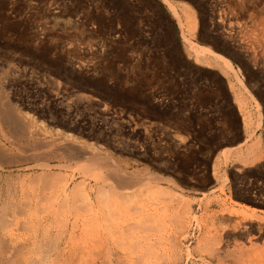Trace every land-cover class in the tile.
Instances as JSON below:
<instances>
[{"label":"rangeland","instance_id":"374dc122","mask_svg":"<svg viewBox=\"0 0 264 264\" xmlns=\"http://www.w3.org/2000/svg\"><path fill=\"white\" fill-rule=\"evenodd\" d=\"M186 41L223 58L189 53ZM1 89L19 116L49 129L28 138L0 117L1 204L9 199L20 218L49 223L51 217L57 224L45 230V243L60 238L55 248L47 245L52 251L45 244L21 263L264 264V0H0V96ZM257 138L262 159L244 165L237 154L246 156ZM209 141L221 146L197 151ZM70 143L81 153L68 150ZM85 151L127 173V187L113 193L115 201L97 196L98 186L117 183L110 166L107 177L98 164L92 171L80 156ZM49 173L60 181L52 183ZM81 179L89 181L84 193L90 203L87 194L73 197V184ZM47 196L54 203H46ZM48 205L54 214H45ZM89 212L94 219L100 215L98 222H90ZM23 234L17 241L28 237Z\"/></svg>","mask_w":264,"mask_h":264},{"label":"bare ground","instance_id":"6f19581e","mask_svg":"<svg viewBox=\"0 0 264 264\" xmlns=\"http://www.w3.org/2000/svg\"><path fill=\"white\" fill-rule=\"evenodd\" d=\"M188 10V11H187ZM186 11L189 13V10H190V13H191V22L189 21V23H190V27H192L193 29L194 28H196V19H195V16H194V11L192 12V10L191 9H187ZM179 23V22H178ZM192 29V30H193ZM195 30V29H194ZM184 34H182V36H183ZM187 42V46H185L186 47V50L189 52V53H195L197 56H200L201 58L202 57H204V56H206L205 54L207 53V52H209V53H211V54H213L215 57H217V58H223L222 56H220L219 54H217V53H215V52H213L210 48H207V47H205V46H201V45H198V44H195V43H190V44H188V41H186ZM209 57V56H208ZM198 58V57H197ZM198 60H200V58L198 59ZM201 60H203V59H201ZM205 60H207L206 62H208V59L207 58H205L203 61L205 62ZM216 62V61H215ZM2 91H4L3 89H1V92ZM238 96V95H237ZM239 96H240V94H239ZM10 99V98H9ZM8 99V100H9ZM241 100V99H240ZM12 106H15V105H12ZM9 103H8V101H7V95H5V93L4 92H2V95L0 96V117H2V120L6 123V122H8V123H10L9 121H12L13 122V124H10V126L11 125H13V126H15L14 128L16 129V130H19L18 131V134L20 135V132H22V133H25V134H28V135H30V136H28V138L29 137H31V136H42L43 134H44V132L46 131H48L49 129H47L46 130V127H45V130H44V128H43V125L42 124H36V122H34V120L33 121H29L30 120V118L27 120V118H25V117H22V116H19L18 114H20L16 109H18V108H14V107H12ZM20 111V110H19ZM22 112V111H21ZM18 113V114H17ZM21 114H23V113H21ZM20 114V115H21ZM26 115H28V113L26 114ZM27 117V116H26ZM250 121V120H249ZM0 122H1V119H0ZM245 122H246V119H245ZM251 122V121H250ZM2 123V122H1ZM4 123V124H5ZM259 123V122H258ZM3 124V125H4ZM246 124H247V122H246ZM249 124V123H248ZM39 125H42V126H39ZM13 126H12V128H13ZM3 127V126H2ZM251 127V126H250ZM9 130V129H8ZM14 130V129H13ZM15 131V130H14ZM53 131V130H52ZM6 132V131H5ZM16 132V131H15ZM13 133V132H12ZM9 134V133H8ZM23 135V134H22ZM47 135V134H46ZM251 135V134H250ZM21 136V135H20ZM19 136V137H20ZM27 136V135H26ZM50 136V135H49ZM54 137H55V135H53ZM252 136V135H251ZM14 137V136H13ZM18 138V137H17ZM16 138V139H17ZM33 138V137H32ZM50 138V137H49ZM56 138V137H55ZM34 139V138H33ZM40 139V138H39ZM43 139V138H42ZM46 139V138H45ZM58 139V138H57ZM56 139V141H58ZM81 139V138H80ZM17 140H19V139H17ZM22 140V139H21ZM46 141V140H45ZM54 141H55V139H54ZM260 141L261 140H259V138H257V140H255V141H253L254 143H250V145H247V155L245 156H241V154H237V156L238 155H240V156H238L239 157V159L241 160V162H243V164L244 165H254L256 162H258L259 160H261L262 159V155H261V153H262V146H261V143H260ZM40 142V141H39ZM19 143V142H18ZM34 143V142H33ZM52 143V142H51ZM84 143V142H83ZM1 144V143H0ZM40 144V143H39ZM44 144H46V142L44 143ZM49 144V143H48ZM71 144V143H70ZM76 144V143H75ZM2 146H3V144H2ZM28 146V145H27ZM59 146V145H58ZM70 147H68L69 149L68 150H71V151H76V150H78V149H81L80 147H78L77 146V144L76 145H74V144H71V145H69ZM92 146V145H91ZM26 147V146H25ZM41 147V146H40ZM60 147H61V145H60ZM67 147V146H66ZM93 147V146H92ZM238 147V146H237ZM237 147H234V150H235V148H237ZM23 148V147H22ZM34 148V147H33ZM36 148V147H35ZM8 149V148H7ZM27 149V148H26ZM63 149H65V148H63ZM91 149V148H90ZM96 149V148H95ZM94 149V150H95ZM230 149H232V148H225V151L227 152V151H229ZM11 150V149H10ZM55 151H56V149H54ZM67 150V151H68ZM5 151V150H4ZM70 151V152H71ZM79 151V150H78ZM78 151H76V153L78 152ZM231 151V150H230ZM233 151V150H232ZM231 151V152H232ZM236 151V150H235ZM11 152V151H10ZM62 152V151H61ZM66 152V151H65ZM83 152V151H82ZM99 152V151H98ZM230 152V153H231ZM8 153V152H7ZM13 153V152H12ZM39 153V152H38ZM75 153V156L77 155ZM78 153H81V152H78ZM228 153V152H227ZM2 154V153H1ZM4 154V153H3ZM24 154V153H23ZM26 154V153H25ZM58 154V153H57ZM63 154V153H62ZM71 155H72V153H70ZM232 154V153H231ZM244 154V153H243ZM7 155V154H6ZM32 155H33V153H32ZM50 155V154H49ZM68 155V154H67ZM4 156H5V154H4ZM3 156V157H4ZM20 156V155H19ZM61 156V155H60ZM63 156H64V154H63ZM81 157H82V159L84 160V162H86V164L90 167V168H92V171L93 170H95L96 169V165L98 164L99 166H100V168L99 169H101V170H105L106 172H105V175H106V177L108 176V167L110 166V170L112 171L111 172V174H109V176L114 180L115 179V181L117 182H115L116 183V185L114 186V184H113V186L112 185H109V184H106V183H102V185H109V187H108V189L106 188H103L104 186H98V192H97V196H98V198L99 199H101L102 201H106V199H109L110 197H113L112 195H113V193H115V192H118L119 193V191L121 192V190H119L120 188L121 189H123V188H126L127 187V185H126V178H128V176L127 175H125V174H127V173H119V171H116V169L115 170H113V169H111V165H109L108 166V164H109V162H110V160L108 161L107 160V164L105 163V161L106 160H103V158H100L99 156H96V153L94 152V151H85L82 155H80ZM111 156V155H110ZM235 156V155H234ZM2 157V156H1ZM2 157V158H3ZM11 157V156H10ZM104 157H106V156H104ZM113 157V156H112ZM1 158V159H2ZM28 158V157H27ZM36 158H37V156H36ZM52 158H53V156H52ZM58 158H59V156H58ZM115 158V157H114ZM0 159V160H1ZM6 159V158H5ZM65 159V158H64ZM109 159V158H108ZM238 159V158H237ZM12 160V159H11ZM24 160V159H23ZM28 160V159H27ZM26 160V161H27ZM39 160V159H38ZM58 160V159H57ZM81 160V159H80ZM82 160V161H83ZM239 160V161H240ZM62 161V160H61ZM7 162V161H6ZM11 162V161H10ZM47 162V161H46ZM45 162V163H46ZM83 162V163H84ZM2 163V162H1ZM5 163V162H4ZM94 164H96L95 166L96 167H94ZM71 165V164H70ZM86 165V166H87ZM120 165V164H119ZM46 166V165H45ZM1 167V166H0ZM51 167V166H50ZM54 167V166H53ZM3 168V167H2ZM87 168V167H86ZM83 170H85L86 171V169L85 168H83ZM82 170V171H83ZM43 171V170H42ZM85 171H83V172H85ZM87 171H88V169H87ZM86 171V172H87ZM85 172V173H86ZM91 172V171H90ZM95 172V171H94ZM44 173H47V172H44ZM52 173V172H51ZM53 173H55V172H53ZM93 172H91V173H89V174H92ZM97 173V172H96ZM95 173V175H93V176H97V178L98 177H105V175L103 174L104 172H101V173H97L96 174ZM110 173V172H109ZM1 174V173H0ZM48 174V173H47ZM47 174H45V175H47ZM38 175V174H37ZM42 175V174H41ZM44 175V174H43ZM56 175V174H55ZM55 175H50V173H49V180L53 183L54 181H56V179L58 178V177H56ZM59 175L61 176V174L59 173ZM85 175V174H84ZM16 176V175H15ZM34 176H36V175H33V177ZM58 176V175H57ZM59 176V177H60ZM92 176V175H91ZM138 176V175H137ZM136 176V177H137ZM18 176H16V178H17ZM25 177V176H24ZM38 176H36V178H37ZM42 177V176H41ZM63 177V176H62ZM62 177H60V178H62ZM2 178V177H1ZM8 178V177H7ZM11 178V177H10ZM9 178V179H10ZM23 178V177H22ZM46 178V177H45ZM44 178V179H45ZM94 178V177H93ZM38 179V178H37ZM36 179V180H37ZM108 179V178H107ZM39 180V179H38ZM101 180V179H100ZM9 181V180H8ZM32 181V180H31ZM57 181H58V179H57ZM56 181V182H57ZM59 181H60V179H59ZM58 181V182H59ZM103 182L105 181V180H102ZM3 182H5V181H3ZM34 182V181H33ZM45 182V181H44ZM50 182V183H51ZM55 182V183H56ZM75 182V181H74ZM87 182L89 183V181L87 180ZM86 182V180H82L81 179V181L79 182L78 181V183L77 184H73V192H74V194H73V197L75 196V193L76 194H78V195H80V196H82L80 193H84L85 192V184L87 183ZM50 183H49V187H50ZM51 183V184H52ZM68 183H70V182H68ZM114 183V182H113ZM37 184V183H36ZM42 184V183H41ZM46 184H48L47 182H46ZM92 184V183H91ZM111 184V183H110ZM2 185V184H1ZM65 185H67V184H65ZM98 185H100V184H98ZM145 185H148V183L147 184H145ZM7 186V185H6ZM48 186V185H47ZM52 186H55V185H52ZM69 186V185H68ZM87 186H88V184H87ZM89 186H90V184H89ZM148 186H150V184L148 185ZM148 186H146L147 188H148ZM152 186V185H151ZM150 186V187H151ZM153 186H155V185H153ZM90 187H92V186H90ZM89 187V188H90ZM146 187L144 188V189H146ZM8 188V187H7ZM66 189V186L64 187V184H63V189ZM68 188V187H67ZM89 188H88V190H89ZM95 188H96V186H95ZM153 188V187H152ZM159 188V187H158ZM157 188V189H158ZM63 189H61V190H63ZM92 190H94L93 188H91ZM142 189V188H141ZM162 191H163V189H162V187L160 188ZM69 190V189H68ZM86 190H87V188H86ZM96 190V189H95ZM147 190H150V192H151V190H153V189H147ZM159 190V189H158ZM161 190H159V193L160 192H162ZM7 191V190H6ZM9 191V190H8ZM37 191V190H36ZM91 191V190H90ZM139 191V190H138ZM138 191L136 190L134 193H135V195H137V193H138ZM145 191V193H146V190H144ZM144 191H142V194H143V192ZM154 191V190H153ZM155 191H157V190H155ZM165 191L166 190H164L162 193H165ZM38 192V191H37ZM46 191H44V193H43V191L41 192V194L42 195H46L47 193H45ZM89 192V191H88ZM93 192H95V191H93ZM122 192H123V190H122ZM140 192H141V190H140ZM12 193V192H11ZM10 193V194H11ZM70 193V192H69ZM134 193H133V195H134ZM144 193V194H145ZM157 193H158V191H157ZM41 194H39V195H41ZM53 194V193H52ZM57 194V193H56ZM61 194V193H60ZM65 194H67L66 193V191L64 192V195ZM72 194V193H71ZM87 194V193H86ZM85 193H84V195H86ZM117 194V193H116ZM127 194H129V193H127ZM141 194V193H140ZM140 194H139V196H140ZM161 194V193H160ZM166 194V193H165ZM6 195H9L8 193H6ZM35 195H38V194H35ZM48 195V194H47ZM68 195H70V194H68ZM88 195V194H87ZM95 195V194H94ZM121 195V194H120ZM123 195V197L125 198V194H122ZM121 195V196H122ZM125 195V196H124ZM131 195V194H130ZM130 195H129V197H130ZM163 195V194H162ZM171 195V194H170ZM174 195V194H173ZM59 196V195H58ZM79 196V197H80ZM91 196V195H90ZM89 195L87 196L88 197V199H89V197H90ZM93 196V195H92ZM96 196V195H95ZM115 196H119V194H117V195H115ZM138 196V195H137ZM136 196V197H137ZM176 196V195H175ZM3 196H2V191H0V264H23V263H25L26 261H25V259L26 258H24V256H27L28 254L30 255L31 254V256L32 255H34V254H36L37 255V253L39 252V250H40V247H42L43 245H44V247H46L48 244L49 245H52V246H54V243H57L59 240H60V238H58L59 240L57 241V242H54V241H50V243L48 242V244H46L45 242V238H47L46 236H47V234H48V232H50L49 230H50V228H49V226H52V222H51V217H50V215H49V217L51 218H48L47 217V220H50V221H48L49 223H45L44 222V219H33V216L32 217H24V218H20V216L18 217L15 213H16V211H15V208H17V205H16V207L15 206H13L14 205V203H13V205H11L8 201H10L7 197V199H8V201H7V203L6 202H4L3 201V203H6L5 205L2 203L1 204V198H2ZM10 197V196H9ZM12 197V196H11ZM41 197V196H40ZM53 197H54V195H53ZM65 197H67L66 195H65ZM72 197V196H71ZM75 197H77V196H75ZM128 197V196H127ZM135 197V196H134ZM135 197V198H136ZM140 197H142V195L140 196ZM159 197H161V196H159ZM172 197V196H171ZM174 197V196H173ZM172 197V198H173ZM180 197V196H179ZM4 198V197H3ZM47 198H49V199H47L46 200V203H47V201H49V202H53V201H51L50 200V197L49 196H47ZM57 198V197H56ZM56 198H54V199H56ZM63 198V197H62ZM68 198H70V196L68 197ZM68 198H65L66 200H70V199H68ZM91 198V197H90ZM120 198V197H119ZM122 198V197H121ZM46 199V198H45ZM52 199V198H51ZM53 199V200H54ZM64 199V200H65ZM78 200H79V198H77ZM76 199V200H77ZM85 199H87V198H85ZM111 199H113V201H115V199H114V197L113 198H111ZM132 199V198H131ZM131 199H129L130 201H131ZM177 199V198H176ZM182 199V198H181ZM6 200V199H5ZM41 200V199H40ZM44 200V199H43ZM60 200V199H59ZM63 200V199H62ZM77 200V201H78ZM82 200H83V198H82ZM133 200V199H132ZM186 200V199H185ZM12 201H14V200H12ZM55 201V200H54ZM85 201V200H84ZM93 201V200H92ZM96 201H97V198H96ZM100 201V200H99ZM110 201V200H109ZM117 201V200H116ZM121 201V200H120ZM171 201V200H170ZM40 202V201H39ZM48 202V204L50 205L51 203H49ZM58 202V201H57ZM65 202V201H64ZM64 202H63V205H64ZM79 202V201H78ZM86 203H84V205H85V208H87V209H93V208H91L92 207V205L91 204H89L90 203V199H89V203H87V200L85 201ZM110 202H112V201H110ZM118 202V204H120L119 203V201H117ZM128 202V200L126 201V203ZM133 202V201H132ZM172 202V201H171ZM54 203V202H53ZM67 202H65V204H66ZM71 203V204H70ZM75 203V205H76V202H74ZM73 203V204H74ZM97 203H99L98 201H97ZM97 203L94 205L95 207H96V205H97ZM107 203V202H106ZM124 203V205L125 206H127V204H125V202H123ZM131 203V202H130ZM129 203V204H130ZM183 203V202H182ZM60 204V203H59ZM58 204V205H59ZM78 204V203H77ZM83 204V203H82ZM103 204V203H102ZM101 204V205H102ZM114 205H112V204H110L109 203V206H110V208L112 209V207H114L115 206V204H116V202H114L113 203ZM129 204H128V206H129ZM4 205V206H3ZM48 205V207L46 206V208H48V210H47V212H45V214H47L48 212L49 213H51L52 212V210L54 211L55 209V207H52L51 209H49V206ZM69 205L71 206L72 205V202H69ZM69 205H64V206H69ZM83 205V206H84ZM107 205H108V203H107ZM111 205H112V207H111ZM117 205V204H116ZM122 205V204H121ZM131 205V204H130ZM133 205V204H132ZM135 205V204H134ZM18 206H20L21 207V205L20 204H18ZM51 206H55V205H51ZM63 206V207H64ZM70 206H69V208H70ZM82 206V208H84ZM93 206V207H94ZM99 206V205H98ZM97 206V207H98ZM181 206V205H180ZM14 207V208H13ZM39 207H41V206H39ZM58 207H60V206H58ZM61 207H62V205H61ZM60 207V208H61ZM63 207H62V209H63ZM74 207V206H73ZM79 206L78 205H76V210H77V208H78ZM100 207V206H99ZM102 207H104V205H102ZM106 207V206H105ZM104 207V208H105ZM42 208V207H41ZM68 208V207H67ZM69 208L67 209V210H69ZM71 208H72V206H71ZM81 208V209H82ZM115 208V207H114ZM118 210H120L119 209V205H118ZM129 208V207H128ZM139 208V207H138ZM151 208V207H150ZM159 208V207H158ZM182 208H184V206L182 205ZM186 208H189L188 206H185V209H184V212L186 211V210H188V209H186ZM64 209L66 210V208L64 207ZM80 209V208H79ZM100 209V208H99ZM125 209V208H124ZM134 209V208H133ZM146 209V208H145ZM166 209V208H165ZM42 210H44V208L42 209ZM45 210V211H46ZM56 210H57V208H56ZM71 210V209H70ZM73 210H75V209H73ZM75 210V211H76ZM108 210V209H107ZM105 211V214L104 215H106L107 216V214H106V212H108V211ZM114 210V209H113ZM116 210V209H115ZM117 210V211H118ZM126 210V209H125ZM130 210V209H129ZM51 211V212H50ZM64 211V210H63ZM91 211H93V210H91ZM94 211H96V210H94ZM97 211H98V209H97ZM100 211V210H99ZM111 211V210H110ZM131 211V210H130ZM136 211H137V209H136ZM139 211V210H138ZM137 211V212H138ZM143 211H144V209H143ZM152 211V210H151ZM162 211V210H161ZM178 210H176V212H177ZM20 211L18 210V212H17V214L19 215L20 213H19ZM55 212V211H54ZM57 212V211H56ZM65 212V211H64ZM73 212V211H72ZM82 212H84V211H82ZM88 212V211H87ZM86 212V213H87ZM101 213H102V210L100 211ZM114 212V211H113ZM167 211H165L163 214H165ZM170 212V211H169ZM174 212V211H173ZM192 212V211H191ZM53 213V212H52ZM58 213V214H57ZM56 214L57 215H59V214H61V210H60V212H57ZM66 213L67 214H71L70 212H67L66 211ZM89 213H91V212H89ZM93 213V212H92ZM92 213H91V216H89V217H92V218H90V222H92L93 220L92 219H94L93 218V216H92ZM95 213V212H94ZM93 213V214H94ZM97 213V212H96ZM109 213H111V214H113L112 212H109ZM108 213V214H109ZM139 213V212H138ZM147 213V212H146ZM182 213V212H181ZM186 213H187V211H186ZM189 213V212H188ZM54 214V213H53ZM65 214V213H64ZM63 214V215H64ZM75 214H77L76 212H75ZM80 214V213H79ZM85 214V213H84ZM98 214V213H97ZM97 214H95L94 216H96ZM111 214H109V215H111ZM120 214V213H119ZM118 214V215H119ZM125 214V213H124ZM129 214V213H128ZM127 214V215H128ZM145 214V213H144ZM168 214V213H167ZM57 215H54V216H56L57 217ZM62 215V216H63ZM99 215V214H98ZM97 215V216H98ZM109 215H108V219H109V221H110V218H112L111 216L109 217ZM115 215V214H114ZM116 215H117V213H116ZM117 215V216H118ZM123 215V214H122ZM131 215V214H130ZM136 215V214H135ZM166 215V214H165ZM179 215H181V214H179ZM183 215V214H182ZM181 215V216H182ZM186 215V214H185ZM185 215L184 216H182L183 218H185ZM197 215V214H196ZM53 216V215H52ZM71 216H73V214L72 215H70V218H71ZM75 216V215H74ZM77 216V215H76ZM79 216V215H78ZM77 216V217H78ZM83 216V215H82ZM100 216V215H99ZM99 216H98V218H99ZM103 216V215H102ZM105 216V217H106ZM124 216V215H123ZM150 216H151V214H150ZM160 216V215H159ZM171 216V215H170ZM172 216H173V214H172ZM64 217V216H63ZM85 217H87V216H85ZM154 217V216H153ZM179 217V216H178ZM196 217V216H195ZM35 218H37L36 216H35ZM55 217H53V219H54ZM58 218V217H57ZM67 218V217H66ZM76 218V217H75ZM79 218V217H78ZM77 218V219H78ZM81 218V217H80ZM79 218V219H80ZM97 218V217H96ZM94 219V222H95V220H96V222H98L97 221V219ZM161 218V217H160ZM168 218V217H167ZM56 219V218H55ZM59 219H63V218H59ZM58 219V220H59ZM65 219V218H64ZM87 219V218H86ZM102 219H104V218H102ZM106 219H107V217H106ZM115 219V218H114ZM114 219H113V222H115L114 221ZM125 219V218H124ZM179 219V218H178ZM46 220V219H45ZM57 220V221H58ZM60 220V221H61ZM68 220V219H67ZM71 220V219H70ZM73 220V219H72ZM83 220H84V218H83ZM88 220V219H87ZM92 220V221H91ZM101 220V219H100ZM222 221L224 220V218L223 219H221ZM58 222V226L60 227V226H62V225H59L61 222ZM65 221L66 220H63V222L65 223ZM75 221L76 222H74L75 224L77 223V221L78 220H76L75 219ZM80 221V220H79ZM79 221H78V223H79ZM107 221V220H106ZM118 221V220H117ZM152 221V220H151ZM182 221H183V219H182ZM185 221V220H184ZM54 222H55V220H54ZM53 222V223H54ZM62 222V224H64ZM67 222V221H66ZM71 222V221H70ZM81 222V221H80ZM85 222H87V221H85L84 220V224H88V223H85ZM95 222V223H96ZM100 222V221H99ZM105 222V221H104ZM112 222V221H111ZM145 222V221H144ZM181 222V221H180ZM103 223V222H102ZM101 223V225H104V224H102ZM108 223H110V222H108ZM116 223V222H115ZM115 223H113V224H115ZM132 224H134L133 222H131ZM182 223H184V222H182ZM181 223V224H182ZM57 223L55 222V224L54 225H56ZM66 224V223H65ZM64 224V225H65ZM71 224H73L72 222H71ZM81 224V223H80ZM94 224V223H93ZM100 223H98L97 225H99ZM111 224V223H110ZM112 224V225H113ZM124 224V223H123ZM131 224V225H132ZM155 224V223H154ZM53 225V226H54ZM63 225V226H64ZM89 225V224H88ZM96 225V226H97ZM125 225V224H124ZM146 225V224H145ZM184 225V224H183ZM47 226H48V228H47ZM52 226V227H53ZM66 226V225H65ZM71 226V225H70ZM104 226H106V225H104ZM123 226V225H122ZM134 226V225H133ZM156 226V225H155ZM188 226V225H187ZM66 227H69V225L68 226H66ZM73 227V226H72ZM82 227V226H81ZM85 226H83V228H84ZM107 227V226H106ZM109 227V226H108ZM127 227V226H126ZM74 228V227H73ZM77 228V227H76ZM124 228V227H123ZM61 230H62V228H60ZM66 229L67 228H65V231H66ZM80 229V228H79ZM87 229H89V228H87ZM98 229V228H97ZM100 230L102 229V228H99ZM99 229H98V231H99ZM118 229V228H117ZM136 229V228H135ZM261 229V228H260ZM45 230H47L48 232L46 233L45 232ZM61 230H59V231H61ZM76 230V229H75ZM86 230V229H85ZM58 230H56V232H57ZM58 231V232H59ZM63 231V230H62ZM78 231V230H77ZM82 231V230H81ZM91 231V230H90ZM98 231H96L94 234H97V232ZM116 231V230H115ZM20 233V232H23V233H25V234H23V235H28V237H26L25 236V239H21L20 241H17V233ZM57 232V234H59ZM108 232V231H107ZM112 232H114V230L112 231ZM45 233H46V236H45ZM63 233H65L64 231L61 233L60 232V235L61 234H63ZM66 233H68V231H66ZM71 233H73V231L72 232H70V235H71ZM100 233V232H99ZM106 233V232H105ZM57 234L56 235H54V236H56V238H57ZM74 234V233H73ZM109 234V233H108ZM107 234V235H108ZM50 235V234H49ZM75 235H76V233H75ZM85 235V234H84ZM91 234H89V236H90ZM103 235H106V234H104L103 233ZM110 235V234H109ZM108 235V236H109ZM182 235V234H181ZM184 235V234H183ZM54 236H53V240L55 239L54 238ZM67 236V235H66ZM65 236V237H66ZM74 236V235H73ZM110 236H112V235H110ZM109 236V237H110ZM59 237V236H58ZM64 238V236H62L61 235V238ZM72 237V236H71ZM87 237V236H86ZM101 237H102V235H101ZM105 237V236H104ZM103 237V238H104ZM184 237H185V235H184ZM74 238V237H73ZM76 238H77V235H76ZM111 238V237H110ZM113 238V237H112ZM19 239V238H18ZM75 239V238H74ZM93 239V238H92ZM101 239V238H100ZM177 239V238H176ZM181 239V238H180ZM48 240H51V236H50V239H49V236H48ZM47 240V241H48ZM72 240V239H71ZM76 240V239H75ZM98 240V239H97ZM97 240L95 241V242H97ZM108 240V239H107ZM165 240H167V239H165ZM178 240V239H177ZM62 241V240H61ZM64 241V240H63ZM80 241H81V239H80ZM83 241V240H82ZM100 241V240H99ZM180 241V240H179ZM60 242V241H59ZM67 242V241H66ZM75 242H78V240L77 241H75ZM84 242V241H83ZM82 242V243H83ZM90 242V241H89ZM104 242V241H103ZM173 242V241H172ZM74 243V242H73ZM80 243V242H79ZM115 243H117V241L115 242ZM114 243V244H115ZM178 243V242H177ZM176 243V244H177ZM181 243V242H180ZM45 244H46V246H45ZM59 244V243H58ZM66 244V243H65ZM97 244V243H96ZM103 244V243H102ZM105 244V243H104ZM173 244H175V243H173ZM179 244V243H178ZM83 245V244H82ZM98 245H99V243H98ZM59 246V245H58ZM64 246H66V245H64ZM96 246V245H95ZM103 246V245H102ZM175 246V245H174ZM48 247V249H50V247L49 246H47ZM68 247V246H67ZM107 247H108V245H107ZM111 247V246H110ZM118 247V246H117ZM178 247V246H177ZM35 248L37 249V251L38 252H31V251H35ZM52 248V247H51ZM54 248H55V246H54ZM56 248H57V245H56ZM65 248V247H64ZM98 248V247H97ZM105 248V247H104ZM109 248V247H108ZM59 249V248H58ZM58 249H57V251H58ZM68 249V248H67ZM77 249V248H76ZM179 249V248H178ZM43 250H46L47 251V249H45V248H43ZM42 250V251H43ZM55 250V249H54ZM60 250V249H59ZM63 249H61L60 251H62ZM117 250V249H116ZM41 251V252H42ZM50 251H52L51 249H50ZM56 251V250H55ZM68 251H70V249H68ZM88 251V250H87ZM174 251V250H173ZM181 251V250H180ZM218 251V250H217ZM28 252H31V253H28ZM54 252V251H53ZM64 252H65V250H64ZM71 252V251H70ZM70 252L68 253V255L70 256H68L69 257V261H71V258L73 257L72 256V252H71V254H70ZM89 252V251H88ZM87 252V253H88ZM104 252V251H103ZM120 252V251H119ZM49 253V251H47V254ZM51 253V252H50ZM56 253V252H55ZM57 253H59L58 255H60V252H57ZM57 253H56V255H57ZM63 253V252H62ZM66 253H67V251H66ZM97 253V252H96ZM100 253L102 254V252L100 251ZM99 253V254H100ZM113 253H114V250H113ZM64 254V253H63ZM63 254H61L62 255V258H63ZM74 254H75V251H74ZM73 254V255H74ZM89 254V253H88ZM92 254V253H91ZM93 254H95V253H93ZM167 254V253H166ZM179 254V253H178ZM40 255V254H39ZM44 255V254H43ZM49 255V254H48ZM55 255V257H57ZM108 255H109V253H108ZM30 256V258L31 259H33V256L31 257ZM35 256V255H34ZM42 256V255H41ZM54 256V255H53ZM75 256V255H74ZM95 256V255H94ZM102 256V255H101ZM107 256V255H106ZM122 256V255H121ZM127 256V255H126ZM165 256H167V255H165ZM178 256V255H177ZM219 256V255H218ZM28 257V256H27ZM44 256H42V258H43ZM48 257V256H47ZM51 257V256H50ZM59 257H61V256H58L56 259H57V261L59 260L58 258ZM93 257V256H92ZM113 257V256H112ZM118 257V256H117ZM128 257V256H127ZM169 257V256H168ZM36 258V257H35ZM46 258V256L43 258V259H45ZM65 258V257H64ZM98 258V257H97ZM100 258V257H99ZM107 258H108V256H107ZM106 258V259H107ZM110 258V257H109ZM173 258H175V256H173ZM23 259H24V261L25 262H23V263H21V261H23ZM29 259V258H28ZM27 259V260H28ZM30 259V260H31ZM76 258H73L72 259V261H75L76 262V260H75ZM104 259V258H103ZM30 260H29V262H30ZM37 260V259H36ZM38 260H40V259H38ZM47 260H48V258H47ZM51 260H54V259H49L48 260V262L49 261H51ZM63 261H66V259H62ZM97 260H99V259H97ZM116 260H117V258H116ZM119 260V259H118ZM117 260V261H118ZM125 260V259H124ZM35 261V260H34ZM46 261V260H45ZM56 261V260H55ZM80 261V260H79ZM83 261V260H82ZM88 261V260H87ZM101 261V260H100ZM107 261V260H106ZM120 262L122 261L123 262V260L122 259H120L119 260ZM118 261V262H119ZM33 262V261H32ZM54 262V261H53ZM67 262V261H66ZM65 262V264H67ZM75 262H72V263H75ZM81 262V261H80ZM94 262V261H93ZM111 262V261H110ZM27 263H28V261H27ZM26 263V264H27ZM42 263V260H41V262H40V264ZM51 263V262H50ZM49 263V264H50ZM59 263V262H58ZM77 263V262H76ZM75 263V264H76ZM87 263V262H86ZM90 263H91V261H90ZM94 263H96V262H94ZM124 263V262H123ZM30 264H31V262H30ZM33 264V263H32ZM42 264H44V260H43V263ZM46 264V263H45ZM69 264V263H68ZM71 264V263H70ZM78 264V263H77ZM83 264V263H82ZM84 264H85V261H84ZM102 264H105V262L104 263H102ZM118 264H121V263H118Z\"/></svg>","mask_w":264,"mask_h":264},{"label":"trees","instance_id":"16d2710c","mask_svg":"<svg viewBox=\"0 0 264 264\" xmlns=\"http://www.w3.org/2000/svg\"><path fill=\"white\" fill-rule=\"evenodd\" d=\"M220 146L221 145L219 143L209 141L207 144L200 145V147H199V149L197 151L200 152V151L207 150V149L216 151L217 148L220 147Z\"/></svg>","mask_w":264,"mask_h":264}]
</instances>
